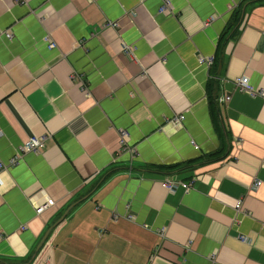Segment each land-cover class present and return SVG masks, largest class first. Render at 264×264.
<instances>
[{"label": "crops", "instance_id": "1", "mask_svg": "<svg viewBox=\"0 0 264 264\" xmlns=\"http://www.w3.org/2000/svg\"><path fill=\"white\" fill-rule=\"evenodd\" d=\"M169 1L0 0V264H264V97L234 84L264 89V0L217 75L199 57L242 0ZM30 135L44 147L10 166Z\"/></svg>", "mask_w": 264, "mask_h": 264}, {"label": "built area", "instance_id": "2", "mask_svg": "<svg viewBox=\"0 0 264 264\" xmlns=\"http://www.w3.org/2000/svg\"><path fill=\"white\" fill-rule=\"evenodd\" d=\"M158 13L169 16V15H174L171 3L169 0H162L161 5L158 8ZM105 25H111L116 27L117 26V22H113V21H107L105 23ZM6 37L8 39L12 38V33L11 31H7L5 33ZM44 41L47 43V47L48 49H53L56 46V43L48 36L46 35L44 38ZM123 50L124 52L132 57V47L130 45H123ZM199 61L201 63H206L207 65H211L213 59L211 57L209 58H203V57H199ZM234 84H235V89L239 90V91H248L250 93L253 94H258L261 97H264V89H254V87H252L249 84V80L248 77L243 75L241 77H237L234 80ZM231 95L228 94H223L218 96L217 101L220 103H228L230 100ZM184 115L182 113H178L175 114L171 119H169V122L172 123L173 126H177L180 124V121L183 119ZM48 135H30L26 141H24L21 145H19V147L17 148L16 154L11 157L9 159L8 164L14 165L18 162V160L22 157V155L24 153H28V152H39L45 144V140L46 137ZM118 145H119V150L120 151H127L130 154H134L135 153V149L133 147H131L129 145L128 139H129V135L128 132L125 129H118ZM6 165L0 162V170L5 169ZM162 185L164 187H166L168 190H172L175 189L176 187L180 186L184 191H188L190 189V184H186V183H182L178 180H174L172 179L170 176H166L164 177L163 181H161ZM260 184V181L256 180L253 183V187L257 188ZM54 201L52 199H50L49 197H46V199L44 201H42L41 203H37L35 205V212L37 215H39L45 208L49 207L50 205H53ZM241 206V201L238 200L235 203V211H239V208ZM128 217L131 219L133 218V215H128ZM159 234H162V229L158 231ZM243 240H246L245 237L241 236L240 237ZM212 264V262L210 263Z\"/></svg>", "mask_w": 264, "mask_h": 264}, {"label": "trees", "instance_id": "3", "mask_svg": "<svg viewBox=\"0 0 264 264\" xmlns=\"http://www.w3.org/2000/svg\"><path fill=\"white\" fill-rule=\"evenodd\" d=\"M244 1L245 0H242L241 2L237 4L236 7L233 8V11L231 14V20L229 21L226 28L220 33L218 37L216 49H215L214 56H213V61H212L211 68H210V71L211 73H213V75L214 74L217 75L219 70H221V68L224 66L225 62H227L228 57H226L223 52L227 41L230 39H233V40L237 39L238 25H236V23L239 22V19L241 17ZM206 97L208 99V104H210L211 106L210 112L212 113V120L214 124L216 125L217 120H216L215 112L217 111L216 109L217 96L215 94L214 81L206 85ZM220 157L221 155H219L217 158L219 159Z\"/></svg>", "mask_w": 264, "mask_h": 264}]
</instances>
